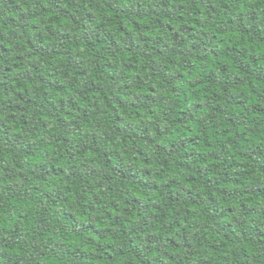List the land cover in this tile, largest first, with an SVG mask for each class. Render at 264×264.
Masks as SVG:
<instances>
[{
	"label": "clouds",
	"instance_id": "obj_1",
	"mask_svg": "<svg viewBox=\"0 0 264 264\" xmlns=\"http://www.w3.org/2000/svg\"><path fill=\"white\" fill-rule=\"evenodd\" d=\"M0 264H264V0H0Z\"/></svg>",
	"mask_w": 264,
	"mask_h": 264
}]
</instances>
